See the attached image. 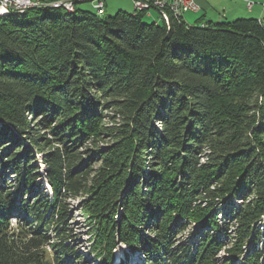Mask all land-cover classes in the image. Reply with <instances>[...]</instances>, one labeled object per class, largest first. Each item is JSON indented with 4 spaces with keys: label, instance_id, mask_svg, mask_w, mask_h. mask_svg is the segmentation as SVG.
Here are the masks:
<instances>
[{
    "label": "trees",
    "instance_id": "16d2710c",
    "mask_svg": "<svg viewBox=\"0 0 264 264\" xmlns=\"http://www.w3.org/2000/svg\"><path fill=\"white\" fill-rule=\"evenodd\" d=\"M78 4L0 17V264H264V20Z\"/></svg>",
    "mask_w": 264,
    "mask_h": 264
},
{
    "label": "rangeland",
    "instance_id": "374dc122",
    "mask_svg": "<svg viewBox=\"0 0 264 264\" xmlns=\"http://www.w3.org/2000/svg\"><path fill=\"white\" fill-rule=\"evenodd\" d=\"M249 1L254 2L253 6H259L258 5L259 3H264V0H211L212 4L216 3V6H214L213 9L208 10L206 12L203 10L200 14L187 13L185 15V19L186 20L189 19L190 21H193L194 17L196 18L200 16L199 20L196 23L201 22V21H204L207 23L209 21L221 22V21H233L239 18H250L249 16L243 15V13L249 10V8L247 7V4ZM105 2H106L105 3L106 4L105 15L113 16L120 10L126 11L128 13L136 12L131 0H105ZM77 8L96 12V10L93 7V4L90 2L78 4ZM18 14H22V13H18ZM144 21L146 23H152V22L162 23L163 22L162 20L159 19V15L156 10L151 11V16L145 14ZM27 142L28 141H26V143ZM103 146H106V145H103ZM37 159H38L37 161H38L40 171H41L40 173L44 175L43 178L45 179L46 167L43 164V156L39 154L37 155ZM48 191L49 192L51 191V188L49 185H48ZM234 202L235 204L239 205L241 203V200L234 199ZM78 203H79V200L69 201V209L71 210V216L69 217V221L74 231L73 234H75L74 235L75 237L73 238V240L70 241L71 245L73 246L76 252H80L82 255L85 256V260L83 261V264H102L98 261H95L89 253L90 247H91L90 242H89L90 236L88 233V227L86 226L84 219L81 217V214L77 211L78 205H79ZM197 227L198 226H196V228L191 227L189 229L190 231L189 230L185 231V233L182 236L177 237V241L179 242L189 241V238H188L189 234L191 232L194 233V231L196 232ZM261 232H262L261 240L263 243L264 242V223L262 224ZM197 233H198V230H197ZM261 246L262 244L259 245V247ZM225 256L226 254L224 252L218 253V256H217L218 264L225 263L224 262ZM144 261H145V257L139 251L132 252L127 245L118 244L117 248L114 250V262L112 264H144ZM236 263L241 264V260L237 259Z\"/></svg>",
    "mask_w": 264,
    "mask_h": 264
},
{
    "label": "built area",
    "instance_id": "2783aa9c",
    "mask_svg": "<svg viewBox=\"0 0 264 264\" xmlns=\"http://www.w3.org/2000/svg\"><path fill=\"white\" fill-rule=\"evenodd\" d=\"M137 13H145L151 16V11L156 10L159 19L170 25L172 20H181V16L193 12L198 13L201 11V6L198 0H131ZM72 2L85 3L90 2L93 4L94 9L99 14L106 13L105 0H72ZM254 2L249 1L247 7L252 9ZM36 6H62V0H55L49 2L40 1H23V0H0V10L9 9L10 11H19L25 7ZM264 9V4H263Z\"/></svg>",
    "mask_w": 264,
    "mask_h": 264
},
{
    "label": "crops",
    "instance_id": "0c3cea01",
    "mask_svg": "<svg viewBox=\"0 0 264 264\" xmlns=\"http://www.w3.org/2000/svg\"><path fill=\"white\" fill-rule=\"evenodd\" d=\"M200 6H201V11L196 13V14H200L203 10L206 12L208 10H211L214 8V6H216V3H213L211 2V0H198ZM106 3V2H105ZM258 4V3H256ZM262 4L264 3H259L258 5L259 6H253L252 10H247V12L243 13L244 16H249L250 18H255V19H262L264 20V9H263V6ZM190 13H193V12H190ZM186 15V14H185ZM200 16L199 17H194V20L193 21H190L189 19H185V16L183 17L184 21H186L189 25H199V26H204L206 24V22L204 21H201V22H198L196 23L198 20H199ZM193 22V23H192Z\"/></svg>",
    "mask_w": 264,
    "mask_h": 264
},
{
    "label": "bare ground",
    "instance_id": "6f19581e",
    "mask_svg": "<svg viewBox=\"0 0 264 264\" xmlns=\"http://www.w3.org/2000/svg\"><path fill=\"white\" fill-rule=\"evenodd\" d=\"M23 1H31V0H23ZM34 1L42 2L43 0L42 1L41 0H34ZM76 3H79V2H72V0H62V6H50V7H55V8H60L61 7V8L66 9L69 12H74L75 11V7L74 6L76 5ZM28 8H31V7H25L23 9H20L19 11H10L9 9H2V10H0V17L1 16H6V15H8L10 13H23ZM105 9H106V4H105ZM135 10H136V13H137V9H135ZM97 14L98 15H104V14H99V12H97ZM181 19H183V16H181ZM44 180H45V182H47L46 178Z\"/></svg>",
    "mask_w": 264,
    "mask_h": 264
}]
</instances>
